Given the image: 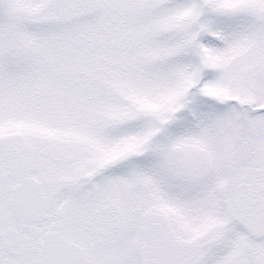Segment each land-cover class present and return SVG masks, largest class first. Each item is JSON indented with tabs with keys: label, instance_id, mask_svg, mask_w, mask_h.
<instances>
[{
	"label": "snow or ice",
	"instance_id": "6c2138e0",
	"mask_svg": "<svg viewBox=\"0 0 264 264\" xmlns=\"http://www.w3.org/2000/svg\"><path fill=\"white\" fill-rule=\"evenodd\" d=\"M0 264H264V0H0Z\"/></svg>",
	"mask_w": 264,
	"mask_h": 264
}]
</instances>
